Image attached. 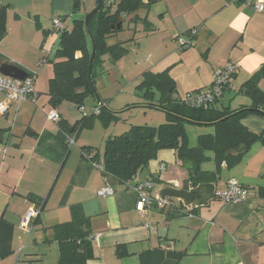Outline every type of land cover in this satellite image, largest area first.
<instances>
[{
    "label": "crops",
    "instance_id": "0c3cea01",
    "mask_svg": "<svg viewBox=\"0 0 264 264\" xmlns=\"http://www.w3.org/2000/svg\"><path fill=\"white\" fill-rule=\"evenodd\" d=\"M28 1L0 0L7 24L0 39V66L11 63L36 73L38 95L35 101L14 102L0 93V105H5L0 112V264H59L55 226L71 221L73 206L90 219L91 236L99 235L91 241L94 258L87 264H264L263 144L255 143L234 167L224 162L210 182L217 192L236 179L247 189V200L224 204L215 198L206 206H192L188 214L180 200L164 210L136 209V183L152 179L153 194L161 196L166 188L186 186L188 171L175 151H160L131 188L105 172L102 153L108 139L139 125V115L151 126L166 122L165 112L150 103L181 100L189 91L210 87L215 71L229 63L239 69L214 107H251V98L241 90L264 66V12L249 6L251 0H157L143 7L136 13L140 20L131 18L135 33L125 45L128 53L115 61L104 58V73L96 78L98 93L91 98L93 107L102 104L119 120L93 116L81 127L83 114L69 101L55 108L58 122L48 119L54 109L49 96L54 67L45 58L54 56L60 35L54 36V24L44 20L39 3L51 1L58 13H69L70 25L86 13L81 9L72 17L74 5L68 0ZM181 39L191 45L183 49ZM163 73L166 83L145 77ZM259 87L264 92V79ZM154 115L159 123H151ZM243 124L264 133V115L250 114ZM202 127L194 146L200 135L214 132L212 126ZM88 148L93 149L85 156ZM95 155L96 161L91 158ZM207 155L203 170L215 172L214 154ZM105 186L114 195L99 197ZM33 200L43 202V210L24 230L22 221L36 204Z\"/></svg>",
    "mask_w": 264,
    "mask_h": 264
},
{
    "label": "trees",
    "instance_id": "16d2710c",
    "mask_svg": "<svg viewBox=\"0 0 264 264\" xmlns=\"http://www.w3.org/2000/svg\"><path fill=\"white\" fill-rule=\"evenodd\" d=\"M156 1L103 0L101 10L91 19V34L85 28L87 14L82 18H73L71 26L64 27L59 33V44L54 56L45 58L54 67V77L49 84L50 104L54 109L65 101L73 102L80 108L85 106L87 98L97 95L96 78L102 72L104 58L108 56L115 61L129 51L125 46L127 42L110 43V39L119 31L112 28L119 24L120 19H123L124 24L126 17L134 15L132 18L134 21L140 20L136 13ZM81 5V0H74L73 17L81 12ZM146 22L147 20L144 19V23ZM6 30V14L1 10L0 39ZM93 46H95V59L90 77ZM27 74L37 76L36 73L27 72ZM145 77L158 82L165 80L164 83L168 80L166 73L147 74ZM262 79H264V66L245 83L241 90L253 102L249 108L231 110L219 109L213 105L208 108L191 109L181 100L150 103L151 107L166 113L167 122L159 126L133 125L127 132L108 139L104 153L105 172L116 176L126 188H131L134 179L149 167L160 151L173 150L188 171L186 186L198 187L212 182L224 162L229 168L234 167L255 143L260 142L264 146V133L254 132L243 124L245 117L250 114L264 115V92L259 87ZM93 116L95 115L92 111L89 117L83 118L79 126H85ZM98 117L112 121L119 120L117 114L109 112L104 106ZM188 125L212 126L214 132L200 135L197 146H191ZM91 149L93 148H88L83 154L86 156ZM209 152L214 154L217 165L215 172L203 170V164L209 160L207 155ZM91 158L96 161L97 155ZM262 192L264 193V187ZM33 201L41 207L42 212L43 202ZM182 211L185 214L190 213L184 209ZM55 233L60 244L59 264H87L94 258L90 240V219L85 216L80 206L72 207L71 221L55 226Z\"/></svg>",
    "mask_w": 264,
    "mask_h": 264
},
{
    "label": "built area",
    "instance_id": "2783aa9c",
    "mask_svg": "<svg viewBox=\"0 0 264 264\" xmlns=\"http://www.w3.org/2000/svg\"><path fill=\"white\" fill-rule=\"evenodd\" d=\"M111 2V1H110ZM249 6L254 8L257 12H264V0H251L248 3ZM54 27L57 33H60L64 29V24L61 20L56 19L54 21ZM196 34V31H193ZM181 46H190L191 41L180 40ZM239 69L237 63H229L225 67L215 71L213 83L210 87L201 90L189 91L181 99L183 104L191 109L208 108L215 105L225 94L226 90L231 87V80L235 76ZM36 75H28L25 80H18L11 77H6L0 74V93H4L8 99L14 102L35 101L37 98V92L35 90ZM5 109V105H0V112ZM83 117H89L91 113H88L85 106L79 108ZM102 112V105L93 109V115L98 116ZM48 119L51 122H58L61 119L60 113L56 109H51L48 113ZM96 164V167L102 169L100 164ZM160 170H164L161 167ZM156 187V183L152 179H148L144 182H140L133 188L137 193V205L136 209L141 213H147L151 208L156 207L158 209L172 208L175 206V201L180 200L173 197H164L161 195H154L153 190ZM115 191L109 186H105L98 191V196L102 198L110 197L114 195ZM224 204L238 203L247 200V189L236 179H231L228 182V186L225 190L217 191L216 196ZM183 202L184 210L191 212L192 206L186 205ZM41 214V207L37 204H33L25 214L22 227L24 230H28L34 220H36ZM99 235L90 236L91 241L98 240Z\"/></svg>",
    "mask_w": 264,
    "mask_h": 264
},
{
    "label": "rangeland",
    "instance_id": "374dc122",
    "mask_svg": "<svg viewBox=\"0 0 264 264\" xmlns=\"http://www.w3.org/2000/svg\"><path fill=\"white\" fill-rule=\"evenodd\" d=\"M69 2H71L72 5H74V0H68ZM30 4H33V2H31L30 0L28 1ZM97 2L98 0H81V9H82V12L86 13V14H89L90 12H92L96 6H97ZM43 6L45 8V11L44 12V20L47 22V23H50L51 25L54 24V21L56 19H59L63 22V24L65 23L66 24V27H70V16L69 13L67 14H62V13H58L57 11V7L55 5H52V2L51 1H48V2H42L39 3V6ZM73 17V16H72ZM131 18H133V16H130V17H126V20H125V23L123 24V28L122 30H119L117 32V34H115L111 39L110 41L112 43H117V42H121V41H125L127 43H130V40L133 38L134 36V24L131 23ZM54 26V25H53ZM55 35L54 36H57V31L55 29ZM56 38V37H55ZM48 46H51V44H49ZM94 48V46H93ZM45 51V53H44ZM47 52L49 53V50L47 48H44L43 50V54H47ZM48 63L47 60H45V64ZM37 72V71H35ZM104 73V72H103ZM102 72H100L99 76L100 75H103ZM98 76V77H99ZM137 88V85L136 86H133L130 90V93L131 94H135L138 93V91L136 90ZM92 97H89L86 99L85 101V107L88 111V113H92L93 109L95 107H93V100L91 99ZM118 100H120L118 98ZM92 104V105H91ZM134 112V111H133ZM166 114V113H165ZM157 118V115H154V120H151V123H159L157 122L158 120H156ZM137 124L139 125H150V124H146L145 119L143 118V115H139L137 117ZM153 121H156V122H153ZM167 122V120H166ZM165 123V122H163ZM154 126H159L160 124H153ZM132 127V126H131ZM187 130H188V133H189V136H190V145L191 146H194L196 145V140H197V137H198V133L202 132L203 133V130H200L198 128H205V127H202V126H187ZM102 153H105V147L102 149ZM104 155V154H103ZM27 236V235H25ZM50 257L52 256L51 252L49 253Z\"/></svg>",
    "mask_w": 264,
    "mask_h": 264
},
{
    "label": "water",
    "instance_id": "95a60500",
    "mask_svg": "<svg viewBox=\"0 0 264 264\" xmlns=\"http://www.w3.org/2000/svg\"><path fill=\"white\" fill-rule=\"evenodd\" d=\"M103 6V0H98V5L96 8L87 14L85 18V28L86 31L91 34L90 22L91 19L101 10ZM123 19H120L119 24L114 26L113 30H120L122 28ZM95 59V46L90 63L89 76L91 77L92 65ZM0 74L6 77H11L18 80H25L28 76L27 72L14 64L4 63L0 66ZM2 135L0 136V142H2ZM164 197H173L185 201L188 206H195L200 208L201 206H206L208 203L215 199L216 188L212 183L202 184L198 187L184 186L182 189L176 188H166L162 192Z\"/></svg>",
    "mask_w": 264,
    "mask_h": 264
}]
</instances>
